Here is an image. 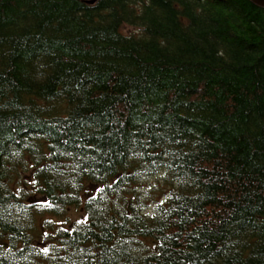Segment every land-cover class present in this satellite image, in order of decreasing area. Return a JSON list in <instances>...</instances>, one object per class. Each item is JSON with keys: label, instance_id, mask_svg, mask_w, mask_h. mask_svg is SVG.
<instances>
[{"label": "trees", "instance_id": "obj_1", "mask_svg": "<svg viewBox=\"0 0 264 264\" xmlns=\"http://www.w3.org/2000/svg\"><path fill=\"white\" fill-rule=\"evenodd\" d=\"M0 264H264V7L0 0Z\"/></svg>", "mask_w": 264, "mask_h": 264}, {"label": "water", "instance_id": "obj_2", "mask_svg": "<svg viewBox=\"0 0 264 264\" xmlns=\"http://www.w3.org/2000/svg\"><path fill=\"white\" fill-rule=\"evenodd\" d=\"M254 3L264 7V0H252ZM93 3V1L91 2Z\"/></svg>", "mask_w": 264, "mask_h": 264}, {"label": "rangeland", "instance_id": "obj_3", "mask_svg": "<svg viewBox=\"0 0 264 264\" xmlns=\"http://www.w3.org/2000/svg\"><path fill=\"white\" fill-rule=\"evenodd\" d=\"M154 181V180H153ZM42 220V219H41Z\"/></svg>", "mask_w": 264, "mask_h": 264}]
</instances>
